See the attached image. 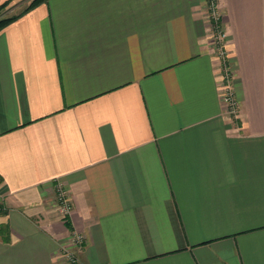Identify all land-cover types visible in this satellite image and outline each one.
<instances>
[{"label":"crops","instance_id":"1","mask_svg":"<svg viewBox=\"0 0 264 264\" xmlns=\"http://www.w3.org/2000/svg\"><path fill=\"white\" fill-rule=\"evenodd\" d=\"M206 3L45 0L0 28V264H264V0L216 1L226 66Z\"/></svg>","mask_w":264,"mask_h":264},{"label":"built area","instance_id":"2","mask_svg":"<svg viewBox=\"0 0 264 264\" xmlns=\"http://www.w3.org/2000/svg\"><path fill=\"white\" fill-rule=\"evenodd\" d=\"M216 1L217 0H207V11H208L209 18L211 19L215 27V31H216L215 43L217 45L218 52L223 59L224 66H226V52L224 49L225 33L221 29V26L219 24L218 13H217V8H216ZM228 76L229 75L227 72L226 77L223 82V91H222L223 102L225 104L227 112H229L230 114H233L236 111L237 103L235 99L233 98ZM55 201L62 215H65L69 212L71 208V204H70L66 190L60 185L57 186V189L55 192ZM76 242L77 243L80 242L79 237H77ZM64 255L68 262L73 263V264H80L77 257L72 252L65 251Z\"/></svg>","mask_w":264,"mask_h":264},{"label":"rangeland","instance_id":"3","mask_svg":"<svg viewBox=\"0 0 264 264\" xmlns=\"http://www.w3.org/2000/svg\"><path fill=\"white\" fill-rule=\"evenodd\" d=\"M31 0H10L8 3H6L2 8H0V18L9 17L16 13H18L20 10H22ZM207 1V0H206ZM207 5V3H206ZM0 205L1 208H5L2 203V194L0 193ZM73 264V263H71Z\"/></svg>","mask_w":264,"mask_h":264},{"label":"trees","instance_id":"4","mask_svg":"<svg viewBox=\"0 0 264 264\" xmlns=\"http://www.w3.org/2000/svg\"><path fill=\"white\" fill-rule=\"evenodd\" d=\"M10 0H5L4 2L0 3V8H2V6H4L6 3H8ZM45 1V0H31L22 10H20L18 13L9 16V17H4V18H0V28H2L5 24L9 23L10 21H12L13 19L17 18L20 14L24 13L25 11H27L28 9L32 8L33 6H35L36 4ZM4 208H1L0 205V214L3 213Z\"/></svg>","mask_w":264,"mask_h":264}]
</instances>
